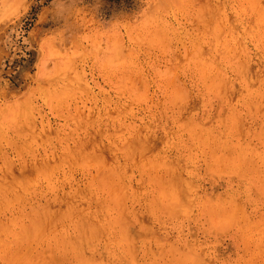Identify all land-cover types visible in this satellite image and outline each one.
<instances>
[{"label": "rangeland", "instance_id": "obj_1", "mask_svg": "<svg viewBox=\"0 0 264 264\" xmlns=\"http://www.w3.org/2000/svg\"><path fill=\"white\" fill-rule=\"evenodd\" d=\"M0 264H264V0H0Z\"/></svg>", "mask_w": 264, "mask_h": 264}, {"label": "clouds", "instance_id": "obj_2", "mask_svg": "<svg viewBox=\"0 0 264 264\" xmlns=\"http://www.w3.org/2000/svg\"><path fill=\"white\" fill-rule=\"evenodd\" d=\"M67 12L68 15H72L73 13L71 12V10H65Z\"/></svg>", "mask_w": 264, "mask_h": 264}, {"label": "trees", "instance_id": "obj_3", "mask_svg": "<svg viewBox=\"0 0 264 264\" xmlns=\"http://www.w3.org/2000/svg\"><path fill=\"white\" fill-rule=\"evenodd\" d=\"M112 1H117V2H120L121 0H112Z\"/></svg>", "mask_w": 264, "mask_h": 264}]
</instances>
